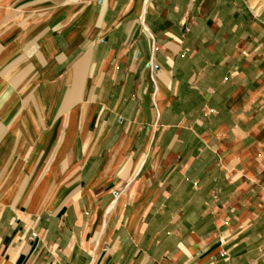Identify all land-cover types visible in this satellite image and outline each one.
I'll list each match as a JSON object with an SVG mask.
<instances>
[{
    "label": "crops",
    "instance_id": "0c3cea01",
    "mask_svg": "<svg viewBox=\"0 0 264 264\" xmlns=\"http://www.w3.org/2000/svg\"><path fill=\"white\" fill-rule=\"evenodd\" d=\"M0 264H264V0H0Z\"/></svg>",
    "mask_w": 264,
    "mask_h": 264
},
{
    "label": "rangeland",
    "instance_id": "374dc122",
    "mask_svg": "<svg viewBox=\"0 0 264 264\" xmlns=\"http://www.w3.org/2000/svg\"><path fill=\"white\" fill-rule=\"evenodd\" d=\"M17 13L19 14L18 19H21V17L24 16V14H25L20 10H17ZM22 25H23V23H21L19 21L17 24L18 29ZM5 39H9V38H5ZM5 39L3 37L2 41L4 42ZM35 43H36V40L25 41L23 38L20 37V35L18 36L17 39H15L13 41V45L15 44L18 47L17 48V52H18L17 61L15 63H12V67L15 68V70H16V77H17V81H18V84L16 87H13V86L10 87V85H9L10 76H7L5 78V76L9 72V65H7V67H5V68L3 67L2 72H1V74H2L1 93L2 94L5 93L6 90L8 92L10 89L11 94L21 95L19 98V100L21 101V105H19V106H21L23 108L22 109L20 108L22 113L20 114V118L18 119V124L21 126L26 125V123H25L26 121L24 119L25 110L27 111V110L31 109V107H33L32 95L35 92H34V90L31 91L30 86H27V81H28L27 79H28V73H29L30 68H28L26 66V59H27V57L31 56L32 51L34 53L36 52ZM3 45H5V43ZM14 74H15V72L13 73V75Z\"/></svg>",
    "mask_w": 264,
    "mask_h": 264
},
{
    "label": "built area",
    "instance_id": "2783aa9c",
    "mask_svg": "<svg viewBox=\"0 0 264 264\" xmlns=\"http://www.w3.org/2000/svg\"><path fill=\"white\" fill-rule=\"evenodd\" d=\"M114 197H116V195H114ZM224 255H225L224 253L221 254L222 257H223Z\"/></svg>",
    "mask_w": 264,
    "mask_h": 264
}]
</instances>
